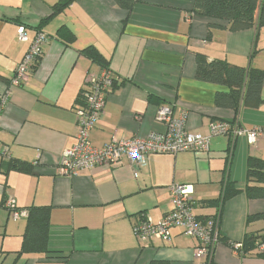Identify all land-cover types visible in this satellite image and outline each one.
Here are the masks:
<instances>
[{
	"label": "crops",
	"instance_id": "crops-1",
	"mask_svg": "<svg viewBox=\"0 0 264 264\" xmlns=\"http://www.w3.org/2000/svg\"><path fill=\"white\" fill-rule=\"evenodd\" d=\"M18 26L29 40L41 32L47 42L0 112V145L7 151L0 156V264H264L256 256L264 246L239 252L246 235L264 232V220L248 221L264 214V199L244 193L247 161H264V139L249 146L243 136H217L207 154L150 155L139 168L122 158L70 177L55 172L75 144L79 94L102 70L84 50L99 53L113 77L89 134L101 148L162 133L155 121L160 106L172 107L175 116L187 112V130L203 135L212 121L264 127V29L231 33L225 22L194 13L193 0H133L129 12L114 0H0V93L28 49L17 40ZM195 53L262 71V103L217 107L215 96L229 89L195 79ZM11 162L30 171H4ZM225 182L239 192L223 201ZM173 185L192 186L194 215L218 222L219 241L208 260L194 258L196 241L178 230L170 242H140L132 233L141 215L157 223L172 210ZM8 200L20 210L48 208V247L62 257L19 253L27 217L13 221Z\"/></svg>",
	"mask_w": 264,
	"mask_h": 264
},
{
	"label": "built area",
	"instance_id": "built-area-1",
	"mask_svg": "<svg viewBox=\"0 0 264 264\" xmlns=\"http://www.w3.org/2000/svg\"><path fill=\"white\" fill-rule=\"evenodd\" d=\"M16 34L18 42L27 43L28 49L14 70L12 78L0 93V112L8 100L9 89L21 87L28 80L35 64L41 59L42 48L47 42L46 36L41 32H37L34 38L29 40L23 26L17 27ZM112 83L113 77L109 70H101L99 74L87 79V88L82 90L79 100L81 104L75 110V144L63 152L61 162L55 169L56 174L75 176L81 170L115 166L122 158L139 168L146 164L150 155H176L184 152L207 154L210 139L217 136H243L249 146H254L264 139V127L247 130L237 121H212L208 126V135L190 132L186 128L187 112L175 116L172 107L160 106L156 110L155 121L163 125L162 133H152L142 139L112 140L105 146L96 148L90 143L89 134L103 111ZM6 155V149L0 145V156ZM169 191L172 210L157 223L141 215L139 222L132 226L133 235L140 242H170L171 232L178 230L182 236L196 241L193 257L208 260L219 241L217 220L198 219L194 215L196 203L192 197V186L173 185ZM5 205L13 221L28 216L27 211L16 208L13 200H8Z\"/></svg>",
	"mask_w": 264,
	"mask_h": 264
},
{
	"label": "trees",
	"instance_id": "trees-1",
	"mask_svg": "<svg viewBox=\"0 0 264 264\" xmlns=\"http://www.w3.org/2000/svg\"><path fill=\"white\" fill-rule=\"evenodd\" d=\"M118 7L130 11L133 0H114ZM193 12L203 17L220 20L226 23L227 31L237 33L253 29L258 32L264 29V0H193ZM84 54L94 63L108 70L102 56L94 49L84 50ZM195 79L200 82L215 84L229 89V94H217L214 104L237 110L239 103L242 106L254 107L262 103L260 98L263 72L254 68H240L223 61H208L202 53H195ZM38 60L37 64L39 63ZM35 64L33 70L37 66ZM33 72V71H32ZM79 94L77 103L81 104ZM231 121L229 123H233ZM8 168L20 172H29L30 167L11 162ZM239 191L233 185L225 182L223 201ZM244 193L248 199H264V161L249 158L246 167V185ZM25 232L22 238L19 253L42 254L45 258H60L61 252L53 251L48 247L49 210L48 208H30L27 210ZM212 219V218H207ZM264 220V214L249 217L248 221ZM264 246V232L261 235L248 234L241 244L240 254L247 255ZM256 256L264 258V251H257Z\"/></svg>",
	"mask_w": 264,
	"mask_h": 264
}]
</instances>
